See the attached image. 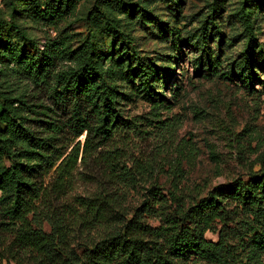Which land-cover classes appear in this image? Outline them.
Wrapping results in <instances>:
<instances>
[{
    "label": "rangeland",
    "instance_id": "rangeland-1",
    "mask_svg": "<svg viewBox=\"0 0 264 264\" xmlns=\"http://www.w3.org/2000/svg\"><path fill=\"white\" fill-rule=\"evenodd\" d=\"M0 26V93L32 90L16 67L21 53L52 54L57 69L68 71L91 39L104 69L119 71L112 82L120 119L103 149L112 157L84 162L81 155L65 194L53 201L59 215L70 217L78 197L102 186L122 194L131 213L145 202L143 209L159 208L168 192L190 205L264 165V0H0ZM33 92V102H54ZM62 137L69 154L73 131ZM145 219L160 224L156 213ZM102 230L75 229L69 250L81 255ZM44 232L52 233L48 223ZM2 255V264H17Z\"/></svg>",
    "mask_w": 264,
    "mask_h": 264
},
{
    "label": "trees",
    "instance_id": "trees-1",
    "mask_svg": "<svg viewBox=\"0 0 264 264\" xmlns=\"http://www.w3.org/2000/svg\"><path fill=\"white\" fill-rule=\"evenodd\" d=\"M244 20L250 27L248 15ZM2 37L0 26L1 45ZM15 60L31 91L46 92L54 102H33L29 89L18 97L0 93V264L2 254L17 264L27 258L34 264H264V165L250 180L221 185L190 205L168 192L159 208L150 203L143 209L145 202L131 213L122 194L102 186L78 197L70 217L55 212L53 201L65 194L81 155L84 162L112 157L103 149L120 119L112 82L119 71L104 69L93 39L78 68L68 71L58 70L46 52L21 53ZM66 128L74 134L69 154L62 143ZM84 134L85 141H77ZM151 213L160 219L156 227L145 219ZM96 227L103 229L99 240L83 244L81 255L69 250L75 229L82 234Z\"/></svg>",
    "mask_w": 264,
    "mask_h": 264
}]
</instances>
